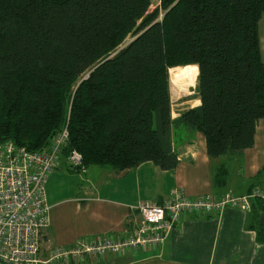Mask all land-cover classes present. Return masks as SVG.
I'll return each mask as SVG.
<instances>
[{
    "label": "trees",
    "instance_id": "trees-1",
    "mask_svg": "<svg viewBox=\"0 0 264 264\" xmlns=\"http://www.w3.org/2000/svg\"><path fill=\"white\" fill-rule=\"evenodd\" d=\"M154 1L0 0V146L47 151L67 127L64 158L119 171L174 170L180 130L202 134L211 160L253 148L264 0H160L151 11ZM188 66L200 105L173 118L169 71ZM228 176L221 165L215 185ZM253 215L260 227L263 198Z\"/></svg>",
    "mask_w": 264,
    "mask_h": 264
},
{
    "label": "crops",
    "instance_id": "crops-1",
    "mask_svg": "<svg viewBox=\"0 0 264 264\" xmlns=\"http://www.w3.org/2000/svg\"><path fill=\"white\" fill-rule=\"evenodd\" d=\"M194 102L186 109L200 105L199 100ZM179 112L173 111V118ZM173 148L179 164L172 171H163L153 163L126 171L96 166L76 171L63 158L47 184L51 223L42 233L44 256L54 248L74 246L81 239L132 236L142 224L137 206L143 201L161 204L174 189L191 198L227 193L244 196L264 190V120L257 125L254 147L241 156L211 160L205 137L187 130L174 135ZM232 162L237 170H231ZM227 164L236 174H229L227 183L218 187L215 176L220 166ZM254 218L253 211L238 209L212 217L186 214L159 248L85 257L74 264H264V242L258 235V230H264V217L259 228Z\"/></svg>",
    "mask_w": 264,
    "mask_h": 264
},
{
    "label": "built area",
    "instance_id": "built-area-1",
    "mask_svg": "<svg viewBox=\"0 0 264 264\" xmlns=\"http://www.w3.org/2000/svg\"><path fill=\"white\" fill-rule=\"evenodd\" d=\"M69 141L68 128L54 138L47 151L30 152L12 142L0 146V264H74L85 257L116 256L131 250L159 248L186 214L220 216L227 209L253 211V201L264 199V191L244 196L230 193L188 197L174 189L161 204L143 201L137 206L141 226L128 238L110 237L96 241L81 239L71 247H57L42 253V233L50 227L47 184L64 158ZM71 169L83 171L84 159L78 151L67 156Z\"/></svg>",
    "mask_w": 264,
    "mask_h": 264
},
{
    "label": "rangeland",
    "instance_id": "rangeland-1",
    "mask_svg": "<svg viewBox=\"0 0 264 264\" xmlns=\"http://www.w3.org/2000/svg\"><path fill=\"white\" fill-rule=\"evenodd\" d=\"M160 5V0H155L153 2V5L151 7V11L154 10L155 8H157L158 6ZM259 32H260V40H261V52H262V58H263V62H264V15H263V18L259 24ZM132 40V37L128 38L127 39V43L130 42ZM188 67H192V66H188ZM188 67H176V68H188ZM172 69H175V68H172ZM171 89V88H170ZM195 89L196 87L194 88H190L188 89L187 92L181 94V95H177L175 93H173L171 90V99H172V103H173V111H175V113H178L180 110L182 109H186L190 106H192L193 104H195L194 100H189V98H191L192 96L195 95ZM191 102V103H190ZM227 169L228 167L230 168V165H224ZM231 170H237V168L235 166H233V162H232V165H231ZM111 168V167H109ZM229 171V174H236V172H232L228 169ZM67 185H71V183H67ZM69 191V188L67 189V193ZM69 194L66 195V197H68Z\"/></svg>",
    "mask_w": 264,
    "mask_h": 264
},
{
    "label": "bare ground",
    "instance_id": "bare-ground-1",
    "mask_svg": "<svg viewBox=\"0 0 264 264\" xmlns=\"http://www.w3.org/2000/svg\"><path fill=\"white\" fill-rule=\"evenodd\" d=\"M199 70L197 66L175 68L169 72L170 90L175 94H183L190 88L196 87Z\"/></svg>",
    "mask_w": 264,
    "mask_h": 264
}]
</instances>
